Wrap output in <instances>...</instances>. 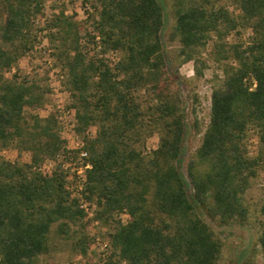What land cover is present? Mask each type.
<instances>
[{
    "label": "trees",
    "instance_id": "1",
    "mask_svg": "<svg viewBox=\"0 0 264 264\" xmlns=\"http://www.w3.org/2000/svg\"><path fill=\"white\" fill-rule=\"evenodd\" d=\"M164 1L82 0L81 19L59 6L46 22L47 49L91 165L81 195L95 207L102 257L91 249V220L71 196L67 172L42 168L67 157L54 114L25 113L47 103L46 77L17 69L38 42L45 0H0V151L30 156L20 163L0 155V264H41L53 226L85 264H217L225 240L203 216L220 225L251 222L264 264V199L252 210L244 198L264 172V0H173L167 41L174 51L162 40ZM243 31L248 41L237 39ZM231 35L236 42L227 43ZM109 52L119 55L114 65ZM188 62L191 79L178 75ZM209 62L222 75L214 76L220 81L204 129L191 110L201 142L185 159L184 176L190 127L180 86L197 104L192 87ZM251 129L260 144L254 158L245 149ZM152 136L157 144L145 151Z\"/></svg>",
    "mask_w": 264,
    "mask_h": 264
},
{
    "label": "rangeland",
    "instance_id": "2",
    "mask_svg": "<svg viewBox=\"0 0 264 264\" xmlns=\"http://www.w3.org/2000/svg\"><path fill=\"white\" fill-rule=\"evenodd\" d=\"M172 1L173 0L164 1L166 17L164 30L162 33L164 47L166 49H169L170 51L175 50V44L169 43L167 41V33L174 23L171 6ZM45 4L49 7L52 13L54 9L62 6L64 7V11L66 12V14L75 13L78 19H81L84 14L82 9V0H45ZM230 11H234V8H230ZM249 36V31H243L241 36L237 39L245 42L248 41ZM226 42L233 43L236 41L231 35L226 39ZM38 65V62H36L35 60H32L28 57H23L18 61L17 69L21 71V73H33L38 75ZM178 75L185 79H191L194 76L192 62L183 64L178 70ZM216 75H218V77H221L222 73L220 69L215 63L209 62L208 68L204 71V76L196 81L192 87L193 93L197 95L199 100L197 104H192L190 98L188 97L189 93H192L190 88H188L184 82L180 86L182 97L188 106L187 124L189 127L192 123L191 110L195 109V114L197 116L200 127H202V129L205 128L208 122L211 89L213 88V86L219 84L220 81L219 79H216L214 77ZM7 77H10V74H7ZM27 112L37 113L40 115L46 114L45 108L39 110L25 109V113ZM91 130L94 131L95 129L92 128ZM255 135V130L251 129L249 131L248 139L249 137L250 139L251 137L253 138ZM157 139V136L150 137L146 141L145 150L154 149L157 144ZM200 142L201 133H196L195 130L190 127V132L188 133L184 144V159L180 168L184 176L185 159L196 150V148L200 145ZM4 159L26 163L30 161V156L27 152L19 153L15 150H7L6 154H4ZM244 198L245 201L251 205L252 210H257L259 208L260 203L264 199V172L262 170L258 171L254 183L252 184L251 188L248 189V191L245 193ZM203 218L208 223L210 228L214 231V233L218 237L225 240V244L222 248L221 258L217 264H262V254L259 246L257 245V229L256 226H253L251 222H232L228 225H220L210 221L205 216H203ZM98 232V230H95V233L98 234ZM91 234L92 232L90 233L89 231L90 237H92ZM91 249L95 252H98V247L94 244V241L92 242ZM89 255L91 256L90 253ZM41 264H85V260L78 256L77 253L72 250L69 242L62 241L56 236L55 226H53L49 235V252L48 254L41 257Z\"/></svg>",
    "mask_w": 264,
    "mask_h": 264
},
{
    "label": "built area",
    "instance_id": "3",
    "mask_svg": "<svg viewBox=\"0 0 264 264\" xmlns=\"http://www.w3.org/2000/svg\"><path fill=\"white\" fill-rule=\"evenodd\" d=\"M85 9H89L87 4H84ZM52 11L44 3L43 16L39 17L35 21L37 28L41 29L38 32L37 44L33 50H31L25 57L38 62L37 74L42 77H46V82L48 85V93L46 94L47 103L45 105L46 114H54L55 120L58 126L59 135L65 141V147L67 150V157L56 155L55 158L46 160L42 165L45 170L52 169L56 165H60L63 171L67 172V181L69 182V191L73 198L79 200V207L85 211L86 218L91 220L89 231L92 232L94 244L98 247V253L103 257L106 251V242L103 241L99 236L95 234V230L98 226L96 220H92L94 217L95 207L93 204L85 201L81 195L83 189V184L85 182V171L91 168V165L86 160L88 157L87 151L84 149V143L82 136L76 133V118L75 110L71 107V99L69 93L61 83L62 76L60 71L54 67V62L50 57V50L47 49V40L44 37L47 28L46 22L51 18ZM98 50V49H97ZM38 54V57H37ZM106 57L110 61V65H114L118 61L119 55L116 52H109ZM16 71L13 68L10 72L11 74ZM49 71V72H47ZM29 74V73H26ZM255 86L253 82L252 87ZM95 130H87L85 135L87 137H92ZM260 144L257 136L253 138L249 137L246 141V152L248 157L254 158L259 153ZM147 149L145 151H149ZM7 150L0 151V155L4 158ZM28 153V152H27ZM8 160V159H6ZM10 161V160H8ZM15 160L11 161L14 162ZM30 162V161H29ZM26 162V163H29ZM118 219L121 223L125 224L127 221V215L122 212L118 215Z\"/></svg>",
    "mask_w": 264,
    "mask_h": 264
}]
</instances>
